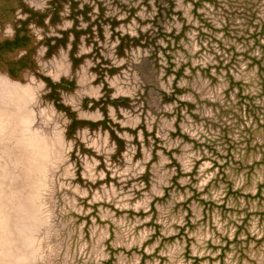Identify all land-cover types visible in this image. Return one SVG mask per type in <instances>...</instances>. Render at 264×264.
<instances>
[{"label": "rangeland", "instance_id": "1", "mask_svg": "<svg viewBox=\"0 0 264 264\" xmlns=\"http://www.w3.org/2000/svg\"><path fill=\"white\" fill-rule=\"evenodd\" d=\"M0 264H264V0H0Z\"/></svg>", "mask_w": 264, "mask_h": 264}]
</instances>
